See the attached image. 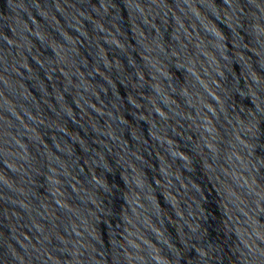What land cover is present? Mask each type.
<instances>
[{
    "label": "water",
    "instance_id": "obj_1",
    "mask_svg": "<svg viewBox=\"0 0 264 264\" xmlns=\"http://www.w3.org/2000/svg\"><path fill=\"white\" fill-rule=\"evenodd\" d=\"M0 264H264V0H0Z\"/></svg>",
    "mask_w": 264,
    "mask_h": 264
}]
</instances>
